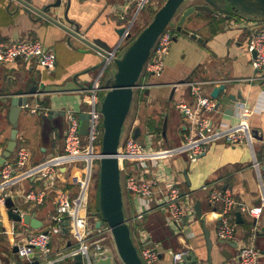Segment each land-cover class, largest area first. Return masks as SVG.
<instances>
[{
	"label": "crops",
	"instance_id": "crops-1",
	"mask_svg": "<svg viewBox=\"0 0 264 264\" xmlns=\"http://www.w3.org/2000/svg\"><path fill=\"white\" fill-rule=\"evenodd\" d=\"M127 1L62 0L61 5L56 7V0H0V39L6 42L39 40L56 54L57 61L52 71L44 70L35 59L25 61L18 58L13 62L0 63V155L12 131L5 98L22 93L32 81L44 92L29 95V104L23 108L18 120L17 146L26 145L30 149L29 167L64 153L67 128L65 111L86 110L81 90L93 83L102 61L101 51L104 50L95 41H101L109 49L118 45L122 38L118 30L125 29L132 21L133 8L127 6ZM198 3L202 1L195 0L191 5ZM152 6L150 10L157 8V5ZM66 10L73 24L66 21ZM122 14L125 19L121 18ZM177 21L174 23L176 28ZM249 22L256 23L253 29H264V15L244 14L230 4L215 9L214 13H194L184 27L202 37L203 41L179 32L165 57L162 74L146 75V82L141 84H148L147 89H141L138 83L141 103L137 104L130 129L139 127L140 136L145 135L146 144L150 142L155 149H164L163 146L169 144L179 145L184 139L186 122L179 105L192 104L194 98L188 84L178 85L174 90V84L182 79L189 77V81H205L204 92L210 96L215 85H226L220 93L221 99L215 98L219 103L218 109L208 113L213 127L228 128L237 124L241 104L252 111L249 125L255 137V153L245 143L228 144L224 140H217L211 142L195 162L182 154L162 160L161 165L153 170L157 175H172L181 191L190 193L183 201L186 221L181 229H174L158 208L165 192L163 181L156 189L150 208L146 207L143 198L125 186L124 211L134 243L139 249L142 242L148 240L157 247L160 250L159 264H171L172 252L184 250L188 251V259L182 264H234L237 248L242 244L254 245L259 249L262 254L260 264H264V212L258 217L253 212L261 204L260 182L253 166L254 159L264 171V82L251 79L257 71L252 65V53L247 50L251 36V29L246 26ZM108 77L101 82L104 89L100 92L101 97L107 90ZM36 107L39 110L33 113L32 109ZM48 110L63 112L64 115H58L53 120V128L46 136L41 115ZM140 110H145L144 115L139 114ZM150 134H154L151 140ZM155 137L160 140H155ZM14 156L13 152L10 158ZM59 171L54 186L39 176H32L6 190L21 212L35 214L42 220L41 229L52 223L54 198L59 189L67 190L72 195L78 193L80 180L85 176L84 162L62 165ZM211 183L229 189L239 202L250 208L249 212L241 211L243 222L236 219L235 212L239 209L232 213V221L237 228L234 242H221L216 236L221 206L210 205L209 191L203 188ZM32 188L46 190L42 205L28 203L17 194ZM93 197H97V201L92 215L97 217L100 216L98 188ZM196 201H200L205 219L195 213L193 207ZM192 204L193 207L190 206ZM140 213L143 214L138 218ZM254 220L258 221L256 225L253 224ZM36 231L24 222L9 219L6 213L4 221L0 222V239L4 237L7 240L8 249L1 252L0 264L16 262L8 255L18 259L19 255L14 251L16 244L24 243L27 236ZM57 238L61 239L60 236L56 237L54 243ZM1 256L5 257L4 260ZM66 261V264L71 262Z\"/></svg>",
	"mask_w": 264,
	"mask_h": 264
},
{
	"label": "built area",
	"instance_id": "built-area-1",
	"mask_svg": "<svg viewBox=\"0 0 264 264\" xmlns=\"http://www.w3.org/2000/svg\"><path fill=\"white\" fill-rule=\"evenodd\" d=\"M149 2L150 0L127 1V6L133 8L132 21L124 29L122 38L116 47L101 51L102 63L93 83L81 90L84 103L87 106L83 112L89 115L86 135L80 133V113L82 112L68 109L65 111L67 128L64 136L65 151L63 154L29 167L31 151L26 145H18L14 150V158L6 159L1 165L0 222H3L5 218L7 198H12L6 190L22 179L39 176L45 179L50 186H54L58 181L60 166L83 161L85 168V176L80 180L79 191L76 195H72L64 189L57 191L54 198L55 213L50 226L30 233L24 243L16 244V252L22 263L11 261L8 264H58L66 260H71L69 264H74L77 254L82 256V264H98V259L107 257V253H111L113 264H125L117 253L112 231L108 224L100 216L94 217L89 211L90 186L94 162L99 160L104 132L103 115L100 109L102 100L100 92L104 90L101 79L106 76L114 59L118 57L130 37L133 36L132 25L139 19ZM121 18L125 19L123 14ZM246 26L251 29L247 50L250 53L256 52L252 65L257 72L251 79L264 82V29H253L256 26L254 22L252 24L249 22ZM176 30L168 25L157 39L143 69V73L145 72L148 77L162 74L165 57L169 54L177 35ZM18 58L25 61L35 59L47 71H52L57 64L56 54L39 40L6 42L0 39V63L13 62ZM205 83V81L197 80L187 82L194 100L192 104L179 105L185 114L187 130L179 145L164 149L147 147L134 138L135 127L133 126L124 143L119 147L121 173L127 172L125 186L140 195L147 208L151 207L150 204L154 200V194L160 183L162 181L165 183V192L158 208L166 215L169 224L176 230L181 229L186 221L183 201L190 196V193H183L172 175H157L153 172L161 165L162 160L183 154L189 161L195 162L207 150L208 145L217 140H224L228 144L245 143L255 153V137L249 125L251 109L241 104V115L237 124L228 128L213 127L208 113L216 111L219 103L204 92ZM139 87L147 89L148 84L144 83ZM38 110V107L32 109L33 113ZM253 166L258 172L260 182L261 204L253 210L258 217L264 212V171L256 159L253 161ZM203 188L209 191L210 205L219 204L221 206L216 227L218 240L234 242L237 238V228L232 221V213L235 209L249 212L250 208L239 202L229 189H223L212 183L204 185ZM17 194L22 196L26 202L35 205H42L47 195L45 189L34 188L25 193L17 192ZM190 206L193 207V204ZM193 209L195 208L193 207ZM22 214L24 213L22 212ZM142 214L140 213L138 218H141ZM98 221L101 223L97 226ZM66 222H69L67 226ZM64 227H67L68 233H65ZM66 234H69L70 238L65 239L56 248L54 239ZM113 249L116 250V256ZM237 249L234 264H260L262 254L254 245L242 244ZM138 250L146 264H159L160 250L150 244L148 240L142 242ZM187 254L188 251L185 250L172 252L171 264L184 263Z\"/></svg>",
	"mask_w": 264,
	"mask_h": 264
},
{
	"label": "water",
	"instance_id": "water-1",
	"mask_svg": "<svg viewBox=\"0 0 264 264\" xmlns=\"http://www.w3.org/2000/svg\"><path fill=\"white\" fill-rule=\"evenodd\" d=\"M186 1L188 0H165L163 5L155 12L152 20L143 27L135 37H130V40L118 57L114 59L113 71L108 77L107 90L101 100L100 109L103 115L104 132L102 136L101 152L98 156V213L102 220L110 227L117 253L125 264L146 263L143 261L134 243L131 228L124 211L121 162L119 158V147L123 135V127L131 108L135 88L138 87L139 79L152 49L160 34L172 23L174 17ZM201 1L202 3L194 4L184 9L177 21L178 32L189 35L199 42H202L203 38L184 27L187 19L194 13H214L215 9L224 8L226 4H230L244 14L264 15V0ZM61 2L62 0H56L54 6H60ZM64 17L66 21L71 24L74 23L68 16V10L65 11ZM123 31V28L119 29L118 33L122 34ZM95 44L104 47V50H109V47L99 40H96ZM252 56L255 58V51L252 52ZM188 81L189 77L178 81L174 84V90L178 85L187 84ZM32 82L22 93L8 95L5 98V104L8 106L7 118L12 124V131L9 141L0 155V166L6 159L10 158L17 146L18 120L23 108L27 107L29 104V95H41L44 92L39 89L35 81ZM225 87L226 85L224 83L215 85L211 91V96L220 100V93ZM58 115H64V113L48 110L46 114L41 115L44 135L47 134L46 136H48L50 134L51 128H53V120L58 117ZM88 118V113H80V133L82 135H86L88 131ZM140 131L139 127L135 129V139L140 136ZM6 208L9 219L17 222H24L36 230L43 227L42 220L37 218L35 214H22L20 209L15 206L11 197L7 198ZM194 208L198 217L205 219L200 201H196ZM235 215L238 222H243L241 211H236ZM257 222V220H254L253 224L256 225ZM100 223L101 221H98L97 226ZM65 224L67 226L69 222ZM64 231L68 233L67 227H64ZM208 242L210 245V239ZM14 251H17L16 247ZM187 257L186 255L185 261L188 259ZM97 263L113 264L111 253H107V257L105 258H99ZM74 264H82V256L80 254L75 256Z\"/></svg>",
	"mask_w": 264,
	"mask_h": 264
},
{
	"label": "rangeland",
	"instance_id": "rangeland-1",
	"mask_svg": "<svg viewBox=\"0 0 264 264\" xmlns=\"http://www.w3.org/2000/svg\"><path fill=\"white\" fill-rule=\"evenodd\" d=\"M195 0H188V1H186L183 5H182V7L180 8V10H179V12L177 13V15L174 17V19H173V21H172V23H170L169 24V26L170 27H173L175 30L177 29L176 28V26H175V22L178 20V18H179V16H180V14L182 13V11L185 9V8H187L189 5H191V3H193ZM165 1L164 0H150V2H149V4L147 5V7L142 11V13H141V15H140V17H139V20H138V23H136L134 26H133V28H132V33H133V36L134 35H137V33L140 31L139 29H140V27H145L151 20H152V18H153V16H154V14H155V12L159 9V7H161L162 5H163V3H164ZM152 5H157V8L156 9H153V10H150L151 9V7L153 8V6ZM150 8V9H149ZM139 30V31H138ZM176 32V34H178L179 32L176 30L175 31ZM112 70H113V65H111L109 68H108V70H107V74H106V76L107 75H110V73H112ZM106 76H104L102 79H101V82L105 79V77ZM143 82H146V73L144 72V73H142V75H141V77H140V79H139V82L138 83H143ZM141 93V90H139V89H137V88H135V93H134V98H133V101H132V104H131V108H130V111H129V113H128V116H127V118H126V121H125V124H124V127H123V135H122V139H121V144H123L124 143V141H125V138H126V134L128 133V130L130 129V127H131V124H132V121H133V119H134V116H135V113H136V110H137V104H139V103H141V101L139 100V94ZM140 101V102H139ZM144 113H145V110H140L139 111V114L140 115H144ZM150 136L151 137H149L150 138V140L151 139H153L154 138V134H150ZM139 142H143V143H145V144H143V145H145V146H147V147H149V146H151L152 147V144H150V142H149V144L147 145L146 143H147V138L145 137V135H142V136H140L139 137ZM155 140H160V139H158L157 137H155ZM174 145H171V144H169V145H164L163 147H165V148H170V147H173ZM156 147H158V146H156ZM93 170H94V173H93V178H92V182H91V186H90V194H91V200H90V202L93 204V203H95V201H97V197H96V199H94V197H93V194L95 193L96 194V191H97V179H98V176H99V162L96 160L95 162H94V166H93ZM98 175V176H97ZM125 179H126V173H125V171L124 172H122L121 173V181H122V186H123V190L125 191ZM139 197H141L140 195H138ZM142 198V197H141ZM102 219V218H101ZM61 237V239L60 238H57L56 240H55V243H54V245H55V247L57 248V246L60 244H62L64 241H65V239H69L70 238V235L69 236H60ZM7 249H8V243H7V240L3 237L2 239H0V255H1V252L2 251H7ZM113 253L115 254V256H116V250H114L113 249ZM4 256H1V259H3L4 260V258H3ZM8 257L9 258H11V259H13V260H15L16 262H19V263H21V261H20V257H18V259L15 257V256H11V254L10 255H8ZM24 262V261H23ZM67 263V261L66 262H62V263H58V264H66Z\"/></svg>",
	"mask_w": 264,
	"mask_h": 264
},
{
	"label": "trees",
	"instance_id": "trees-1",
	"mask_svg": "<svg viewBox=\"0 0 264 264\" xmlns=\"http://www.w3.org/2000/svg\"><path fill=\"white\" fill-rule=\"evenodd\" d=\"M165 1V0H164ZM143 27H140V29L139 30H141ZM138 30V31H139ZM136 35H134L133 37H135ZM148 124V123H147ZM98 176V175H97ZM97 185H98V180H97ZM96 209V202L95 203H91L90 201H89V211L92 213V211H94ZM163 213V212H162Z\"/></svg>",
	"mask_w": 264,
	"mask_h": 264
}]
</instances>
